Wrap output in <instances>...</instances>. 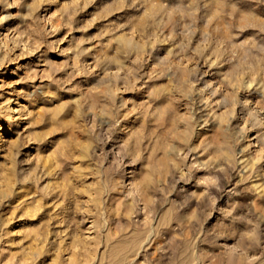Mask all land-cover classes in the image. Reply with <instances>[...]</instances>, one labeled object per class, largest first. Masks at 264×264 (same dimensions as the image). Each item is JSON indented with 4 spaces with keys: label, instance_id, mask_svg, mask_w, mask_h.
I'll use <instances>...</instances> for the list:
<instances>
[{
    "label": "clouds",
    "instance_id": "clouds-1",
    "mask_svg": "<svg viewBox=\"0 0 264 264\" xmlns=\"http://www.w3.org/2000/svg\"><path fill=\"white\" fill-rule=\"evenodd\" d=\"M96 5L0 0V69L48 49L0 96V208L17 187L53 201L31 218L53 208L32 235L56 264H264V0H105L78 20ZM6 227L0 245L24 234Z\"/></svg>",
    "mask_w": 264,
    "mask_h": 264
},
{
    "label": "rangeland",
    "instance_id": "rangeland-1",
    "mask_svg": "<svg viewBox=\"0 0 264 264\" xmlns=\"http://www.w3.org/2000/svg\"><path fill=\"white\" fill-rule=\"evenodd\" d=\"M105 0H97V5L89 8L86 12L81 13L78 17L79 21H84L89 19L91 15L97 10V7L104 3ZM54 8H49L48 13L50 14L54 11ZM15 21L9 22L8 25H5L3 29H0V35L4 34L8 27L14 26ZM55 24L50 27H54ZM101 25L97 24L96 28L92 29L88 35L93 34ZM67 34L66 30H61L55 37L51 39L59 40L62 39ZM75 35H80L79 33H75ZM71 37H69V41ZM69 46L66 41L64 44L60 45V50H63ZM48 49L42 48L40 52L37 53L36 56L20 59L17 63L10 64L4 69H0V86L5 87V91L0 92V96L3 97L4 100L7 99H15V97H9L8 92L16 91L20 89H27L28 86L25 84H17L16 81L25 75L24 71L16 72L14 75L13 72L17 68V66L24 65H34L37 58L43 52H47ZM50 57L53 60L61 61L64 57H61L56 52L49 53ZM15 56H19V51L15 54ZM12 86V87H8ZM138 99V98H137ZM3 100H0L2 103ZM18 103H24V101H18ZM15 107V105H13ZM43 107V105L41 106ZM35 123H39V121H35ZM26 126V125H25ZM16 130H9L6 124L3 121H0V135L8 138L15 139L14 132ZM36 133L39 135H45L49 133V129L43 127H37L35 129ZM25 135H28L25 133ZM52 146L51 144H45L41 150L40 155L47 157L44 159L45 167H48L49 161L52 155ZM8 153H0V163H7L4 160V157L7 156ZM24 155H36L34 152V148L30 147L25 149ZM37 163H39V158L37 159ZM79 166V165H77ZM9 167L11 165L9 164ZM37 195V191L35 188L31 186L25 187H17L16 191L12 194L11 198L6 202L5 206L0 208V225L7 224V227L4 229L5 233H24L23 235H11L5 241V245H0V247H4V255L0 257V264H9V261L12 264H16V260L18 259L19 264H56L57 257L50 255L49 252L51 250L45 251V245L40 242L36 236L32 235L34 230H39L40 226L49 219V216L53 212V208L44 207L43 212H39V215L36 216V219H32L31 216L38 212L41 204L50 205L53 201L43 200L39 198H35ZM264 203V202H262ZM90 229V225H85V231ZM15 245V246H8ZM37 251H40L41 258L39 260L33 261V254ZM78 248L77 246H73V255L71 257L72 261L77 259ZM17 254H21L17 256Z\"/></svg>",
    "mask_w": 264,
    "mask_h": 264
}]
</instances>
